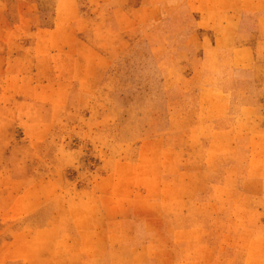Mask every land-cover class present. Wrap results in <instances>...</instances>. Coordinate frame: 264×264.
I'll return each mask as SVG.
<instances>
[{"label":"rangeland","instance_id":"obj_1","mask_svg":"<svg viewBox=\"0 0 264 264\" xmlns=\"http://www.w3.org/2000/svg\"><path fill=\"white\" fill-rule=\"evenodd\" d=\"M262 8L0 0V264H264Z\"/></svg>","mask_w":264,"mask_h":264},{"label":"crops","instance_id":"obj_2","mask_svg":"<svg viewBox=\"0 0 264 264\" xmlns=\"http://www.w3.org/2000/svg\"><path fill=\"white\" fill-rule=\"evenodd\" d=\"M264 9V8H262ZM259 24V21L257 22V25ZM241 32L244 33V32H248V27H247V16H243L242 17V25H241ZM264 41V40H263Z\"/></svg>","mask_w":264,"mask_h":264}]
</instances>
